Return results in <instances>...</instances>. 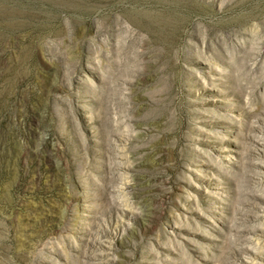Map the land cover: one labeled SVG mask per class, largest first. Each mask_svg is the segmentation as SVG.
Masks as SVG:
<instances>
[{
    "label": "rangeland",
    "instance_id": "obj_1",
    "mask_svg": "<svg viewBox=\"0 0 264 264\" xmlns=\"http://www.w3.org/2000/svg\"><path fill=\"white\" fill-rule=\"evenodd\" d=\"M0 264H264V0H0Z\"/></svg>",
    "mask_w": 264,
    "mask_h": 264
}]
</instances>
